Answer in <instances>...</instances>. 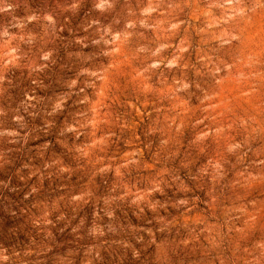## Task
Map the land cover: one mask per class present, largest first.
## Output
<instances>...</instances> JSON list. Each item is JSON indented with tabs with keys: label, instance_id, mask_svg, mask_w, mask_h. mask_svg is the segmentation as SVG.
<instances>
[{
	"label": "rangeland",
	"instance_id": "1",
	"mask_svg": "<svg viewBox=\"0 0 264 264\" xmlns=\"http://www.w3.org/2000/svg\"><path fill=\"white\" fill-rule=\"evenodd\" d=\"M5 3L13 8L0 13V236L20 237V242L26 243L34 235L32 219L37 223L50 221L59 247L77 248L92 239L111 251L116 247L114 240L143 234L140 230L148 226L150 216L138 219L134 208L113 203L117 209L112 222L114 235L107 231L104 194L119 184L126 187L125 174L136 183L166 168L174 173L176 187H191L186 182V169H179L170 156L179 149L190 168L209 167L221 159L228 162L225 175L198 187L179 210H168L179 227L178 234L193 241L179 255L201 264H219L217 258L230 255L238 244L264 241V223H246L252 211L249 201H255L264 214V180L245 182L249 173L264 176V165L256 163L264 160V45L258 38L240 39L245 34L244 20L233 16L229 8L218 6L225 0H119V24L114 27L132 20L134 27L129 31L133 40L158 39L169 45L161 55L166 59L177 56L179 67L165 70L162 76L157 71L154 83L149 84L147 103L140 102L144 97L137 99L131 88L119 97L121 103L106 101L108 111L97 108L89 117L92 122L87 131L79 137L62 132L61 120L78 110L73 100L63 113L49 116L48 110L55 102L52 98H65L71 81L77 79L73 69L77 61H85L79 60L83 54L76 41L86 34L82 28L88 19L99 14L91 9L89 0H80L78 11L57 9V23L49 26L41 16L55 7L53 0ZM145 9L154 10L142 15ZM29 15L37 18L29 21ZM13 17L23 26L16 27ZM172 24L177 27L172 28ZM4 29L8 36L3 35ZM87 35H94L92 29ZM48 51L57 54L55 68L41 59ZM116 65L121 70L124 67L119 60ZM184 83L189 88L177 91ZM117 117L126 125L123 131L112 128ZM48 121L54 123L49 125ZM110 128L119 139L109 136ZM205 132L207 136L197 139ZM236 136L247 141L246 149L229 158L222 147L234 142ZM169 138V145H160ZM133 160L138 167L130 163ZM157 163L163 166L157 169ZM59 168L66 173L58 174ZM101 168L108 170L99 171ZM35 187L39 194L25 199V193ZM101 224L105 237L97 240L87 235V231L104 232ZM236 228L242 231L236 232ZM116 251L123 258L122 264H138L130 252ZM101 255L109 261L107 252ZM141 259L152 264L150 248L143 251Z\"/></svg>",
	"mask_w": 264,
	"mask_h": 264
},
{
	"label": "clouds",
	"instance_id": "2",
	"mask_svg": "<svg viewBox=\"0 0 264 264\" xmlns=\"http://www.w3.org/2000/svg\"><path fill=\"white\" fill-rule=\"evenodd\" d=\"M53 3L55 7L44 11L41 16L49 26H54L57 23V9L60 11L68 9L75 12L80 7V0H72L70 3L67 0H53ZM89 3L91 9L99 15L88 19L87 24L82 28L86 34L80 35V39L76 41V44L80 45L78 51L83 54L79 60H83L85 63L77 61L75 68H79L80 71L76 72L75 68L73 69L77 79L71 81L70 91L66 92L65 98L62 99L54 96L52 100L55 102L51 103L48 110L49 116L58 115L65 112L68 101L73 100V104L79 106L78 110L71 114V118L62 119L61 124L63 133L75 134L76 137H79L81 132L87 131L92 122L89 117L96 112L97 108L106 112L108 104L121 103L119 97L124 95L126 88H131L137 99L144 97L140 102L147 103L146 94L151 90L149 84L154 83L157 71L162 76L165 70L179 67L177 56L166 59L161 55L169 45L159 43L158 39L133 40V33L129 31L134 27L132 20H126L122 27H114L119 24V20L116 19V14L119 12V0H89ZM0 5H3L0 7V13H9L13 8V5L5 3V0H0ZM218 6L229 8L233 16L244 20L242 29L245 34L240 37L242 41L258 38L264 45V0H248V3H243V0H236V2L225 0L224 4ZM152 10L154 9H145L141 14ZM101 15L105 19L102 20ZM36 18L34 15L26 17L29 21ZM12 19L16 21V27L23 26L22 21L16 20L15 17ZM140 24L144 26L143 20L140 21ZM171 27L176 28L177 25L172 24ZM89 29H92L94 33L91 38L87 35ZM3 35L8 36L7 29H4ZM233 39H237V37H233ZM85 49H89V51L85 52ZM8 54L5 53V55ZM56 55L55 51H48L41 56V59L49 62L50 66L55 68ZM109 60L112 61L111 64L108 63ZM117 60L124 66L122 70L116 65ZM41 70H44V66L41 67ZM187 88L189 85L184 83L176 90L183 91ZM97 89H100L99 94L96 92ZM123 103L127 104L128 100H123ZM118 121L119 117L112 120V128L123 131L126 125L120 124ZM47 123L52 125L54 122L48 121ZM245 123V121H241L242 125ZM112 128L109 129V136L119 139L116 131H113ZM252 130L255 131V129ZM207 135L206 132L202 133L197 139H202ZM170 140L171 138L161 140L160 145H169ZM246 144V140H241L236 136L234 142H228L226 148L222 147V151L230 158L236 153H243ZM170 156L176 160V166L179 169H186L184 173L186 182L191 187H176V179H173L174 173L166 168L163 172L157 171L149 180L137 179L136 183L132 182L134 177L125 174L128 181L126 187L119 184L104 194L106 198L103 199V206L107 207L104 215L108 218L107 231L116 235L112 222L116 220L117 209L111 205L119 201L126 203L129 208H134L133 215L138 219L141 216H150L146 220L148 226L140 230L143 234H134L131 239L124 236L114 240L113 244L116 247L111 251L102 244L93 243L92 239L86 244H91V247H86V245L77 248L59 247L55 244L56 237L49 227V225L54 227L53 223L50 221L37 223L32 219L34 235L29 237L26 243L20 242L22 240L20 237L4 238L0 236V264H77L78 256L80 257L79 264H109V261H113V257V264H122L123 258L116 251L117 248L125 250V255L130 252L133 261L138 264H144L141 257L143 251L148 248L152 251V264H161V261L163 264H201L200 261H191L179 255L181 250L189 249L193 241L192 238H184L178 234L179 227L174 224L168 210L170 208L179 210L181 206L189 203L187 197L193 195L198 187L216 182L218 178L225 175L228 162L221 159L209 167L190 168L184 162L183 154L179 149L170 152ZM130 163L136 167L139 166L136 160ZM256 163L264 165V160H259ZM162 166L157 163V169ZM43 167L48 168L49 165H43ZM106 170L108 169H99V171ZM66 171V169L59 168L57 173L64 174ZM249 180H264V176L259 174L252 176L249 173L245 177V182ZM39 192L40 189L37 187L29 189V192L25 193V199L29 195L39 194ZM248 204L252 211L247 214L246 223H264V214L261 209L256 208V202L249 201ZM103 206L101 210H104ZM96 217L100 218L99 212L96 213ZM101 225L104 227V232L97 235L96 231H87V235L91 238L95 237L97 240L101 236L105 237L106 229L103 224ZM235 231L240 232L242 229L236 228ZM123 240L128 242L121 243ZM102 251L107 252L109 261H105V257L101 255ZM170 252L171 255H169ZM217 259L219 264H264V241L256 240L251 243L238 244L230 255Z\"/></svg>",
	"mask_w": 264,
	"mask_h": 264
}]
</instances>
